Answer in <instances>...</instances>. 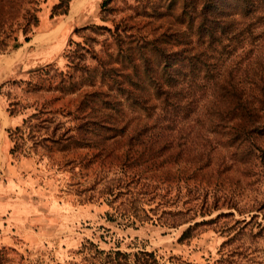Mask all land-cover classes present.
I'll return each mask as SVG.
<instances>
[{"label":"rangeland","instance_id":"rangeland-1","mask_svg":"<svg viewBox=\"0 0 264 264\" xmlns=\"http://www.w3.org/2000/svg\"><path fill=\"white\" fill-rule=\"evenodd\" d=\"M58 1L0 0V264H101L89 242L165 264H264V129L241 133L245 113L219 92L240 49L167 58L180 66L157 93L169 42L160 54L144 37L176 8L70 0L51 18Z\"/></svg>","mask_w":264,"mask_h":264},{"label":"trees","instance_id":"trees-1","mask_svg":"<svg viewBox=\"0 0 264 264\" xmlns=\"http://www.w3.org/2000/svg\"><path fill=\"white\" fill-rule=\"evenodd\" d=\"M108 1L110 0H102L99 5L101 11ZM69 4L70 0H59L51 8L50 17L65 15ZM175 8L177 12L173 16L171 12ZM150 9V11L143 12L149 18L156 16L162 19L169 15L174 17L173 22L165 21L154 26L153 31L157 29L161 31L153 35L150 40L144 37L145 43L152 45L155 50L160 51V54H164L166 48L161 47L159 43L164 40L169 42V54L165 57L164 64L161 65L164 79H153L157 93L167 91L165 88H168L169 81L173 78L170 70L174 71L180 66L177 63L173 65L174 61L167 58L186 53L195 45L205 44V48L209 47L211 50L218 48L220 55L225 52L231 54L240 49L236 54V65H233L235 71H232V75L235 79H231L229 84H225L226 81L222 83L219 92L226 95L228 92L233 101L234 108L232 109L245 113L246 123H242L241 133L250 135L252 132L263 130L264 125L258 124L256 112L264 116V0H163V4L159 6L152 2ZM33 19L32 25L36 26L38 19L35 16ZM151 23L149 21V24ZM27 27L29 28V25ZM27 27L24 25L22 29L25 34L24 42H28L34 33ZM9 35L10 33H7L0 39V53L6 51ZM19 45L14 44L12 48H17ZM253 49L256 52L252 56ZM244 64L245 67L239 71L240 65ZM204 66L208 68L209 65ZM164 148L159 147L160 150L155 154H159ZM129 216H134V214L130 213ZM163 223L169 226L174 224L167 221ZM259 225L261 224L258 223ZM262 226L264 227V223ZM191 229L192 225L187 226L179 240L189 237ZM89 244L93 247V252L101 264H165L160 263L154 251L144 249L133 252L120 249L105 251L97 248L92 242Z\"/></svg>","mask_w":264,"mask_h":264},{"label":"crops","instance_id":"crops-1","mask_svg":"<svg viewBox=\"0 0 264 264\" xmlns=\"http://www.w3.org/2000/svg\"><path fill=\"white\" fill-rule=\"evenodd\" d=\"M31 38H32V37H31ZM30 40H31V39H30ZM30 40H29V41H30ZM29 41H28V42H29Z\"/></svg>","mask_w":264,"mask_h":264}]
</instances>
